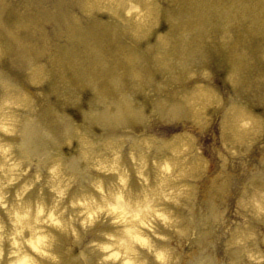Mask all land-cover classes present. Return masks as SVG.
I'll return each mask as SVG.
<instances>
[{
	"label": "bare ground",
	"instance_id": "6f19581e",
	"mask_svg": "<svg viewBox=\"0 0 264 264\" xmlns=\"http://www.w3.org/2000/svg\"><path fill=\"white\" fill-rule=\"evenodd\" d=\"M137 3L128 16L111 0H0V108L13 132H0L4 235L15 211L43 204L45 219L55 207L63 227H37L57 259L25 251L38 264H100L93 243L125 225L101 214L84 228L72 204H102V182L110 201L148 209L153 250L136 245L138 261L160 264L163 250L168 264H264V0Z\"/></svg>",
	"mask_w": 264,
	"mask_h": 264
},
{
	"label": "clouds",
	"instance_id": "9594fccd",
	"mask_svg": "<svg viewBox=\"0 0 264 264\" xmlns=\"http://www.w3.org/2000/svg\"><path fill=\"white\" fill-rule=\"evenodd\" d=\"M113 3L120 4L126 15L132 16L133 13H140V5L137 3V0H111ZM248 123L250 122H242L241 127H248ZM0 132H4L6 134L12 135L13 132L10 130V125L8 121H6L3 115V109L0 108ZM9 149L0 146V154H5ZM14 167L18 168L19 165H14ZM59 165L54 166L49 169L51 173L54 175L57 172ZM3 170V165H0V171ZM165 171H170V166L165 163L164 165ZM39 176H37V180H39ZM11 183V181H9ZM120 183L122 185L126 184V180L124 177H121ZM98 192L101 193L102 204H98L95 199H82L80 201H76L72 204V207H81L84 210L79 213L80 216L84 217L80 221L81 226L84 228H88L93 226L100 218L101 214H106V216L114 217L111 220V223L125 225L122 229V233L120 235L108 234L105 233L106 243H93V246L98 248L102 253H105L100 261V264H117V262H121V264H145V262L138 261L136 252V245H140V247L148 248L149 251H152V247L150 246L149 240L147 237L143 235L141 232V227L148 228L151 230V224L145 223L144 220L141 219V214L148 209H141L139 211H130L129 205H127L124 201V196L122 193H117L112 196L111 201L106 197L104 193V188L102 182L96 183L93 185ZM27 190V189H26ZM55 191V189H53ZM61 197H63V191L59 193ZM8 205L5 203L4 195L0 194V208H7ZM56 208L53 207L51 211L48 212L47 217L45 219H41L45 217V208L43 204H38L36 206L35 215L33 216L32 208L27 207L20 211H15L14 221H13V232L10 236L4 235V227L3 224H0V264H2L4 260V242L8 239L11 242L12 251L9 253V261L10 264H38V261L27 251H25V246L31 248L32 252L36 253L40 257L50 258L52 260H56L55 256H52L49 252V249L52 247L51 237L49 234L45 232L43 228L37 227V225L41 224H51L55 227L61 228L63 227V222L59 218L63 213H60L59 216L55 214ZM159 216L160 214L157 213ZM129 217L131 219H129ZM161 219H166L161 216ZM139 222V226L134 222ZM25 232H28L29 235L25 237ZM75 235L76 233L73 232ZM164 237H161L163 239ZM241 243V241H238ZM83 257V253L81 254ZM156 260L160 262V264H168L169 256L163 250L155 252ZM250 259H257V257L249 256ZM260 259H264V257H260ZM259 264V261H258Z\"/></svg>",
	"mask_w": 264,
	"mask_h": 264
},
{
	"label": "rangeland",
	"instance_id": "374dc122",
	"mask_svg": "<svg viewBox=\"0 0 264 264\" xmlns=\"http://www.w3.org/2000/svg\"><path fill=\"white\" fill-rule=\"evenodd\" d=\"M248 32L247 31H245L244 33H243V37H244V40H245V43L246 44H251V41L252 42H259L260 40H259V37H258V35H254V36H251V37H248ZM219 63H220V61H218V59L217 58H214L213 60H212V62L210 63V65H209V67H208V72H211L212 74H213V78L215 79V78H218L217 77V75L216 74H220V72L219 71H217V65H219ZM205 78V77H204ZM225 82H227V81H225L224 79L222 80V82H221V80L219 79V81L215 84L216 86L217 85H220V86H218V87H220V88H222V86H224L225 85ZM144 170L146 169V168H143ZM262 257V256H261Z\"/></svg>",
	"mask_w": 264,
	"mask_h": 264
}]
</instances>
